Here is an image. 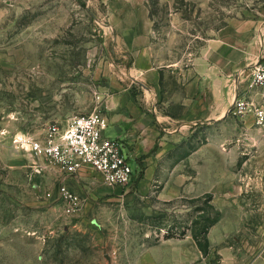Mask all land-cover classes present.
Instances as JSON below:
<instances>
[{
  "label": "rangeland",
  "instance_id": "obj_1",
  "mask_svg": "<svg viewBox=\"0 0 264 264\" xmlns=\"http://www.w3.org/2000/svg\"><path fill=\"white\" fill-rule=\"evenodd\" d=\"M142 31L161 63L187 68L216 39L248 73L264 57V0H0V264H264V131L232 105L214 122L174 125L130 159L126 186L66 178L84 198L74 214L58 168L14 143L96 110L108 136L119 128L138 143L126 122L148 114L133 70ZM217 215L203 253L193 232Z\"/></svg>",
  "mask_w": 264,
  "mask_h": 264
},
{
  "label": "crops",
  "instance_id": "obj_2",
  "mask_svg": "<svg viewBox=\"0 0 264 264\" xmlns=\"http://www.w3.org/2000/svg\"><path fill=\"white\" fill-rule=\"evenodd\" d=\"M145 34L142 31V36H137L132 43L135 51L133 70L137 77L146 82L149 108L148 114H139L141 119L138 121L129 118L126 122L127 129L133 128L136 136L139 134L141 138L137 143L131 133L126 136L131 160H136L161 144V139L168 138L173 128L176 129L174 125H179L180 129L187 127V124L214 122L226 116L236 94V57L228 42L209 40L186 68L179 63H161L154 57L151 37ZM171 78L181 89L176 102L163 97V94L168 93L167 81ZM117 130L119 135L124 134L119 128ZM90 173L96 172L85 166L73 176L85 177ZM68 177L64 179L66 184ZM69 186L73 188L71 184Z\"/></svg>",
  "mask_w": 264,
  "mask_h": 264
},
{
  "label": "built area",
  "instance_id": "obj_3",
  "mask_svg": "<svg viewBox=\"0 0 264 264\" xmlns=\"http://www.w3.org/2000/svg\"><path fill=\"white\" fill-rule=\"evenodd\" d=\"M248 73L241 72L236 80L232 109L239 117L252 115L254 123L264 131V57L252 64ZM110 122L102 111L78 114L66 125L49 124L43 136H20L17 147L45 158L58 168L63 178L77 175L85 166L100 174L105 183L126 186L132 181L128 137L113 138L106 134ZM58 196L67 214L81 210L84 198L62 181Z\"/></svg>",
  "mask_w": 264,
  "mask_h": 264
},
{
  "label": "trees",
  "instance_id": "obj_4",
  "mask_svg": "<svg viewBox=\"0 0 264 264\" xmlns=\"http://www.w3.org/2000/svg\"><path fill=\"white\" fill-rule=\"evenodd\" d=\"M220 217L219 215H217L209 224V226L202 230V233L199 232H193V237L195 239V241L197 242L200 250L203 253H207L209 250V244L207 243L208 239L206 236V233L208 232V228L212 227L213 225H215L218 221H219ZM205 242V243H204Z\"/></svg>",
  "mask_w": 264,
  "mask_h": 264
}]
</instances>
